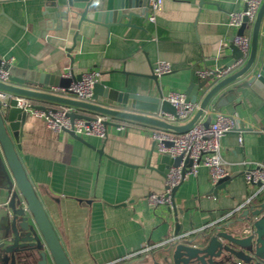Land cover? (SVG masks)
<instances>
[{
    "label": "crops",
    "instance_id": "crops-1",
    "mask_svg": "<svg viewBox=\"0 0 264 264\" xmlns=\"http://www.w3.org/2000/svg\"><path fill=\"white\" fill-rule=\"evenodd\" d=\"M245 3L163 0L154 21L124 18L122 24L107 27L57 18L45 0H0V66L10 62L5 66L11 74L60 75L65 87L74 82L72 75L93 68L107 87L154 95L157 86L148 75L165 60L173 69L158 78L164 96L171 91L186 95L200 78L199 70L218 71L231 60L229 45L235 35L251 36L253 22L241 27L230 23L231 13L244 10ZM67 48H72L70 53ZM36 104L60 106L45 100ZM220 112L232 116L243 131L242 143L238 132L221 139L224 166L235 176L214 196L207 166L186 174L175 194L185 210L181 235L217 222L257 190L247 183L244 171L247 159L264 163V98L251 88L240 89L220 108L208 109L200 121L210 124ZM110 120L114 124L107 126L106 136H84L87 144L28 113L18 154L72 264L161 263L169 244L154 248L149 257L127 255L175 236L169 205L148 201L150 193L164 192L168 167L158 168L162 154L153 127ZM5 181L0 166V238L9 212Z\"/></svg>",
    "mask_w": 264,
    "mask_h": 264
},
{
    "label": "water",
    "instance_id": "water-1",
    "mask_svg": "<svg viewBox=\"0 0 264 264\" xmlns=\"http://www.w3.org/2000/svg\"><path fill=\"white\" fill-rule=\"evenodd\" d=\"M45 1L57 18L67 21L77 18L78 26L88 21L110 27L112 24H122L124 18L130 21L133 17L148 18L149 14V0ZM202 3L204 0H201ZM246 9L247 3L244 7V10ZM263 20L264 0L253 21L247 16L244 17L243 25L253 22L250 51L246 62L221 79L211 73L191 83L186 91V100L199 103V106L196 113L184 123L171 124L143 113L165 111L177 114L175 106L165 98L160 88L159 76L154 73L148 77L155 81L157 94L119 91L97 81L93 88L92 101H82L42 90V87L48 85L65 87L60 75L38 71L22 75L11 74L10 67L4 66L10 71V82L0 81V90L16 96L74 107L76 111L68 113L72 121L76 118L95 120L97 116H105L106 126L114 124L110 120L112 118L183 133L199 121L208 109L220 108L232 93H237L240 89L251 88L264 98ZM229 48L231 60L226 66L244 56L234 43V37ZM71 50L72 48H67L69 53ZM71 61L73 62L72 57ZM72 78L77 82L82 78V74L72 75ZM17 104V99L12 98L6 109L0 106V166L6 178L2 190L7 193L6 206L9 210L4 216L6 228L0 238V259L2 264H72L18 154L22 136L21 126L28 113ZM32 107L45 109V106L38 104ZM66 131L89 144L74 131ZM167 144L171 145L170 142ZM99 152L102 153L103 150L99 149ZM182 160V155L172 157L162 154L161 165L158 168L168 167V173L171 166H178ZM188 165L189 160L186 159L184 175ZM234 176L235 174L220 179L210 192L217 196L218 191L225 189ZM179 186L173 188L169 205V211L176 221V238L163 250L162 262L156 264H264V191L257 194L247 206L234 211L232 217L226 221L214 222L182 236L180 230L185 210L175 197Z\"/></svg>",
    "mask_w": 264,
    "mask_h": 264
},
{
    "label": "built area",
    "instance_id": "built-area-1",
    "mask_svg": "<svg viewBox=\"0 0 264 264\" xmlns=\"http://www.w3.org/2000/svg\"><path fill=\"white\" fill-rule=\"evenodd\" d=\"M262 1L263 0H245L247 9L231 13V25L241 27L244 23L245 16L253 21ZM162 3L163 0H149V20L154 21L156 19L157 12L160 10ZM234 43L243 52V57L218 71L213 72L208 69L199 70V76L203 78L214 73L216 78L221 79L242 66L249 55L251 36L249 34L239 33L234 36ZM6 63L10 65V62H5V65ZM5 65L0 66V81L9 83L10 71L4 67ZM172 69L168 61L160 60L155 65L153 73L157 76H161L170 73ZM99 76L100 71L92 68L83 72L82 78L77 82H73L69 87L48 85L42 87V90L51 94L71 96L82 101H92L93 88L95 83L99 80ZM12 98L17 99V105L23 108L24 111L43 118L47 125L55 131L72 130L75 134L82 137L89 135L106 136L107 126L104 124L106 120L105 116H97L95 120L76 118L72 121L68 113L76 111L74 107L60 105L55 108L37 109L32 107V105L36 104V100L16 96L4 90H0L1 108L6 109ZM165 98L175 106L177 111L176 115L165 111H144L143 113L171 124H180L188 121L193 116L195 109L199 106L198 103L187 102L186 95L180 91H171ZM261 130L264 132V126ZM229 132H238L239 141L242 143L243 131L237 127L235 119L221 112L217 114L215 120L210 124L206 125L199 120L188 131L183 133H176L172 130L153 127V138L157 150L161 154H168L172 157L182 155L183 160L178 166L170 167L166 176L164 192L161 194L155 192L150 193L148 195V201L151 204L170 205L173 188L182 183L187 173L196 171L201 165L209 168L213 184H216L220 179L228 176L229 172L224 166L225 161L222 156L221 139ZM167 142H170L171 145H168ZM186 159H189L190 163L184 175ZM245 165V179L248 184L256 185L257 190L235 209L224 212L218 220L219 222L226 221L232 217L234 211L244 208L257 194L264 191V163L247 159ZM182 236L185 235L183 234ZM175 238L174 236L166 242L154 245L145 244L137 250L130 252L127 257L147 256L154 248L169 244Z\"/></svg>",
    "mask_w": 264,
    "mask_h": 264
},
{
    "label": "rangeland",
    "instance_id": "rangeland-1",
    "mask_svg": "<svg viewBox=\"0 0 264 264\" xmlns=\"http://www.w3.org/2000/svg\"><path fill=\"white\" fill-rule=\"evenodd\" d=\"M151 254H148V256L147 257H149ZM155 258V257H154Z\"/></svg>",
    "mask_w": 264,
    "mask_h": 264
}]
</instances>
